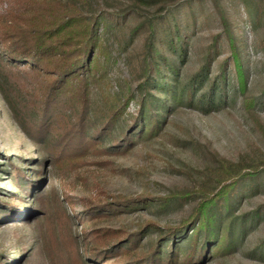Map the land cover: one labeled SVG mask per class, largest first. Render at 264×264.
<instances>
[{
	"label": "rangeland",
	"instance_id": "1",
	"mask_svg": "<svg viewBox=\"0 0 264 264\" xmlns=\"http://www.w3.org/2000/svg\"><path fill=\"white\" fill-rule=\"evenodd\" d=\"M154 1L89 0L86 4L92 12L117 14L136 9L138 13L129 14L120 31L108 34V76L93 92L86 122L93 132L101 126L110 108L122 105V95L136 87L146 31L138 30L133 40L129 37L144 19L155 16L166 5L182 17L184 25L188 24L191 36L182 66L187 75L197 70L211 38L222 31L214 0ZM219 1L243 33L248 91L235 95L225 108L208 115L192 106H180L165 114V123L157 133L143 138L125 154L93 150L86 156L70 153L76 142L67 137L78 111L74 105L61 107L60 114L51 121L49 133L32 135L30 123L35 121L37 109L34 103L46 79L0 65V85L11 102L0 91V264L126 262L117 252L108 258L101 257L100 261L90 260L88 254L101 251L99 246L95 247L91 233L82 234L84 223H90L85 228L88 232L95 228L134 232L147 226L153 231L143 237L140 245V251L147 252L160 233L179 226L191 214L197 202L194 195L183 198L184 194L207 182L212 184L222 162L250 165L264 159V106L252 110L244 106L245 98L264 93V46L256 44L264 37V22L256 28L252 26L239 0ZM13 2L0 0L1 17L7 14L5 10L14 8ZM190 12L195 13V26ZM228 54L225 47L214 62L215 67ZM137 109L138 104L133 101L127 116L132 117ZM17 112L22 117L17 118ZM118 133L113 131L105 137L106 145ZM170 195L181 198L165 203L164 208L157 204L161 200H153ZM124 196L152 200L149 206L131 212L104 216L88 212L90 201L104 203ZM258 207L264 209V176L259 188L242 200L238 213H249ZM80 217L85 218L79 220ZM262 238L264 217L249 228L236 248L220 256L209 254L194 264H264V260L251 256ZM200 242H205L204 237Z\"/></svg>",
	"mask_w": 264,
	"mask_h": 264
},
{
	"label": "trees",
	"instance_id": "2",
	"mask_svg": "<svg viewBox=\"0 0 264 264\" xmlns=\"http://www.w3.org/2000/svg\"><path fill=\"white\" fill-rule=\"evenodd\" d=\"M239 1L252 26L256 28L264 22V0ZM88 2L14 0V8L5 10V17L0 16V65L46 79L34 103L35 121L30 123L35 137L50 132L51 121L60 114L61 107L74 105L78 111L67 137L76 142L70 153L86 156L93 150L101 154H125L143 138L157 133L165 123V114L180 106H192L208 115L225 108L235 95L248 91L243 33L228 9L214 0L222 31L211 38L197 70L187 75L183 74L182 66L188 55L190 27L184 25L176 11L164 5L131 32L129 39L133 40L138 30V33L146 31L136 87L122 95V105L110 108L101 126L93 132L86 122L93 92L108 76L110 55L105 45L110 41L108 34L120 31L127 16L137 11L92 12L86 9ZM190 16L195 26V13L190 12ZM258 42L264 46V37ZM225 47L229 54L215 67L214 62L219 60ZM0 91L11 104L2 85ZM133 101L138 104L137 112L127 116V108ZM244 106L247 110L264 106V93L245 98ZM16 114L17 118L22 117L21 113ZM113 131L119 133L106 145L104 138ZM263 176L264 159L250 165L222 162L212 184L207 182L184 194L183 198L194 195L197 202L191 214L179 226L160 233L147 252L140 251L143 237L153 231L147 226L134 232L120 228H95L88 232L85 228L90 223L85 222L82 234L91 233L95 247L99 246L102 252H92L87 257L100 261L101 257L108 258L117 252L126 262L113 264H194L209 254L220 256L240 245L249 228L264 217L261 207L238 213L242 200L259 188ZM151 198L124 196L104 203L90 201L88 212L97 216L131 212L149 206ZM179 198L170 195L153 200H161L157 204L164 208L165 203ZM71 202L69 199L68 203ZM203 237L205 242L200 245ZM251 256L264 260V238Z\"/></svg>",
	"mask_w": 264,
	"mask_h": 264
}]
</instances>
